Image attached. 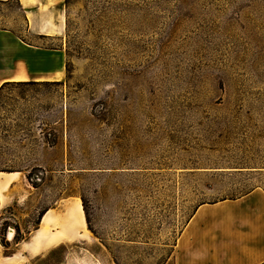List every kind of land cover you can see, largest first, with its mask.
Wrapping results in <instances>:
<instances>
[{"label":"rangeland","instance_id":"obj_1","mask_svg":"<svg viewBox=\"0 0 264 264\" xmlns=\"http://www.w3.org/2000/svg\"><path fill=\"white\" fill-rule=\"evenodd\" d=\"M29 10L0 0V33L37 76L0 90V171L19 172L0 195V264H196L204 244L184 232L201 206L207 239L212 220L251 218L240 205L264 195V0ZM43 15L58 30L30 29ZM34 48L56 51L64 76L39 78L51 69ZM79 199L89 236L33 251L46 211Z\"/></svg>","mask_w":264,"mask_h":264},{"label":"crops","instance_id":"obj_2","mask_svg":"<svg viewBox=\"0 0 264 264\" xmlns=\"http://www.w3.org/2000/svg\"><path fill=\"white\" fill-rule=\"evenodd\" d=\"M7 1V0H1ZM23 4L25 12L30 13V7L43 5L46 6L49 3L54 2L62 3L63 0H20ZM48 2V3H46ZM29 16V14H28ZM49 15L42 16V23L39 26L34 25L32 19L29 21L30 29L37 30L40 33H50L58 30L59 25H52L47 20ZM8 31L0 33V85L8 80H28L29 78H37L27 68L26 56L21 55L25 46L17 39H13L8 35ZM7 39H11L7 42ZM35 49V48H34ZM35 50H38L35 49ZM37 53L36 64L41 69L47 64V67L51 69L49 75L39 77L52 79L53 75L58 72L64 74V69L61 68V61H58L59 55L56 51L40 52ZM47 56V57H46ZM26 59V60H25ZM13 60L16 61L14 72H11L10 67ZM26 66L28 75H23L21 71L22 66ZM59 66V67H58ZM9 67V68H8ZM55 71V73H53ZM53 73V74H52ZM23 75V76H21ZM38 78V79H39ZM2 193L0 192V195ZM244 202L241 203L240 208L244 211L246 216H250L248 220L240 221L238 226L232 227L222 223L221 221L212 220V237L207 239L203 238V235L207 231V226L204 224L209 223L208 220L201 218L205 217V212L200 210L194 215L191 221L188 223L184 235L193 233V240L196 243L202 244L205 251L195 255L197 260L196 264H263L264 263V195L260 196L256 193V190L250 192L244 196ZM242 199H239L241 201ZM237 201V200H236ZM221 204L220 207H225L226 203ZM204 212V213H203ZM200 217L201 220L197 221L196 218ZM219 223V225L217 224ZM231 224V222H229ZM199 224V225H197ZM193 252H188L187 258L190 259L194 255ZM11 257V256H10ZM185 258H183L184 261Z\"/></svg>","mask_w":264,"mask_h":264},{"label":"bare ground","instance_id":"obj_3","mask_svg":"<svg viewBox=\"0 0 264 264\" xmlns=\"http://www.w3.org/2000/svg\"><path fill=\"white\" fill-rule=\"evenodd\" d=\"M63 76L64 74L62 72H58L52 76V79H58ZM18 173L19 172L0 171L1 193L7 190L13 178ZM42 223L44 226L39 229V232L36 235L32 245L33 251H40L46 247L64 241L65 239L84 238L89 236L90 233V230L87 226L86 214L80 199L71 203L61 216L56 217V215H54L51 211H46L43 216ZM52 225L58 226L56 231L52 232L50 230Z\"/></svg>","mask_w":264,"mask_h":264},{"label":"trees","instance_id":"obj_4","mask_svg":"<svg viewBox=\"0 0 264 264\" xmlns=\"http://www.w3.org/2000/svg\"><path fill=\"white\" fill-rule=\"evenodd\" d=\"M8 83H9V82L4 83L0 90H2V89L5 87V85H7ZM247 194H248V193H245V194H243V195H247ZM263 264H264V263H263Z\"/></svg>","mask_w":264,"mask_h":264}]
</instances>
